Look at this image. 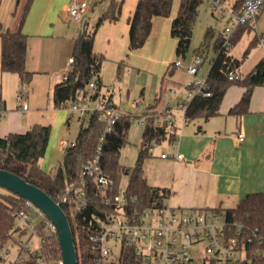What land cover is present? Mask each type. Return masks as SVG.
Returning a JSON list of instances; mask_svg holds the SVG:
<instances>
[{"label": "trees", "instance_id": "16d2710c", "mask_svg": "<svg viewBox=\"0 0 264 264\" xmlns=\"http://www.w3.org/2000/svg\"><path fill=\"white\" fill-rule=\"evenodd\" d=\"M174 0H139L136 9L129 20V49L137 51L147 42L153 25V18L157 16L168 17L171 14ZM245 0H238L235 10L239 12ZM202 0H181L176 18L171 25V36L177 42L176 54L185 58L190 50L194 34V26L199 15ZM121 14V1L113 0L111 7L99 17L91 29L83 28L78 33L74 42V57L70 70L64 75L63 80L53 87V105L55 108L68 107L69 103L97 98L103 87L101 71L106 61L102 55L94 52V36L97 29L105 22H116ZM250 25L237 27L230 37V46H224L225 36H220L215 43L217 57L210 69L207 80L210 85L211 96L196 97L185 110L186 121L199 117L209 119L215 116L227 90L233 85L245 88L240 102L232 108L231 113H243L250 102L255 87L264 84V58L255 66L253 72L239 80H231L230 75L235 73L242 63L230 55V49L237 43L244 30ZM212 29H208L203 47H206L212 37ZM0 37L2 43L1 68L3 72L14 73L20 77L22 85L29 84L34 73L27 69L28 37L21 29L12 32L4 30L0 24ZM259 42L255 38L245 52L248 55L250 48ZM197 50L196 54H202ZM173 65V64H172ZM95 80L99 89L95 94L88 92L89 83ZM104 96V95H103ZM109 104L115 106L112 97ZM5 109V100L1 94L0 86V112ZM165 113L157 106L149 109L145 114V144L139 151L136 165L128 168L120 162V150L125 145L130 128V116L121 117L112 132L106 135L103 141L102 167L104 172L114 181L111 194L119 193L122 175L130 177L126 192L135 199L127 207L132 210L142 211L146 208L164 206L170 198L171 191L167 188L151 186L147 183L144 173V162L151 155L148 146L154 142L162 143L166 140L176 141L175 126L158 124L160 117ZM105 130L97 114H91L87 125L82 126L78 132L76 146L70 147L64 154L60 168L55 174H47L41 167L45 157L48 143L52 133L51 125H34L23 134H10L0 138V169L13 173L23 178L28 183L40 188L53 200L60 202L59 197L68 195L75 205L77 190L87 194V206L78 214L71 212L70 203H61V207L68 216L74 234L75 245L78 253L79 264H139L132 247H125L118 261L105 259L92 250L90 243L91 231L87 226L93 214L108 209L101 202L98 187L89 180L81 184L79 175L84 164L97 155V148L101 143L100 137ZM5 189V188H4ZM72 190V191H70ZM25 199L7 189L0 192V264L3 250L21 238L25 231L17 234V213L22 210ZM222 212L229 221H238L242 231L248 235H257V239L248 243L251 264H264V193L248 195L235 209H214ZM42 214V213H41ZM43 215V214H42ZM44 216V215H43ZM45 218V224L35 226L39 236L43 237L44 245L41 253L46 257L47 264H59L62 261V251L56 233L52 230L50 222ZM47 229L48 231H44ZM262 239L259 243L258 239ZM15 264V263H12ZM35 264L30 258L24 263Z\"/></svg>", "mask_w": 264, "mask_h": 264}, {"label": "crops", "instance_id": "0c3cea01", "mask_svg": "<svg viewBox=\"0 0 264 264\" xmlns=\"http://www.w3.org/2000/svg\"><path fill=\"white\" fill-rule=\"evenodd\" d=\"M117 1H121L120 17L116 22L105 21L97 29L94 36V52L102 55L114 66H118L119 71L122 68H130L140 73L161 76L164 89L179 85L183 88L185 97L187 84L176 82L174 73L181 69L188 74L189 80L193 77L184 68L172 65L175 58L179 57L176 54L178 41L171 36V25L178 14L181 0L173 1L170 16L153 18L152 32L146 44L137 51L129 49V20L139 0ZM237 1L224 0L228 13L225 12L224 16L229 25L234 23L235 15L238 13L235 10ZM72 2H86L89 5L80 23L72 21L69 17V5ZM112 2L113 0H0V24L4 30L16 32L21 29L27 35V69L39 74L47 70L53 71L57 67L53 62L43 65L37 59L39 53L47 52L45 47L49 43L57 42L63 35L69 38L68 30L77 27L75 42L80 30L91 29L99 17L111 7ZM208 29L213 31L211 27ZM246 31L252 34L250 43L255 38L259 39V42L251 54V58L254 59L249 65V67L252 65L251 68L245 69L244 66H240L235 72L241 77L251 74L258 62L264 58V8L255 25H250L244 30ZM202 47L198 48L202 50L201 55L204 58L198 73L199 78L204 64L208 63L209 59L208 77L217 57L215 45V53L211 59L208 54L209 43L203 49ZM1 55L0 37L1 94L3 98L4 95L7 98L17 94L18 101V96L22 94L28 109L23 110L19 102L18 109L7 111L5 101V109L2 110L0 117V138L14 133H26L34 125H51L45 120V114L50 113V108L45 111L30 109L29 96L23 92L20 77L2 71ZM196 55L198 54L195 53L194 56ZM230 55L239 60L231 52ZM71 58L73 57L68 58V65ZM193 58L187 64L182 63L188 66ZM59 76L53 75L51 81L58 83L61 81ZM244 92L245 88L242 86H231L224 95L218 113L209 119L199 117L186 121L184 113L177 120L173 117L176 141L171 143L166 140L158 143L159 145L150 151L151 155L144 162L145 178L151 186L170 189L171 195L167 203L171 206L183 210L235 209L248 195L264 193V84L254 88L249 105L243 113L239 115L231 113ZM103 95L112 97L114 103L110 89ZM50 100L53 101L52 98ZM116 107L119 108L117 105ZM151 108L153 106L148 107L144 114ZM89 117L80 116L79 120L82 121L80 128L83 126V120L87 118L88 121ZM69 124L70 117L67 119V125ZM239 134H243V141H239ZM156 149L158 151L155 152ZM169 152L182 154L184 159L177 161L161 157L163 153Z\"/></svg>", "mask_w": 264, "mask_h": 264}, {"label": "built area", "instance_id": "2783aa9c", "mask_svg": "<svg viewBox=\"0 0 264 264\" xmlns=\"http://www.w3.org/2000/svg\"><path fill=\"white\" fill-rule=\"evenodd\" d=\"M214 13H225L224 0H208ZM89 8L86 2H72L69 5V17L72 21L80 23ZM264 8V0H245L239 12L235 15L234 23L225 29L224 46H230V37L237 27L245 25H255ZM73 58L69 60L72 65ZM204 63L203 55L194 56L193 61L185 66L181 60L174 62L175 67L184 68L193 79L187 83L185 97L179 108L185 111L196 97H210L211 90L207 78H199L200 67ZM71 68V67H70ZM70 70V69H69ZM63 80L64 76H59ZM241 76L237 73L230 75L231 80H239ZM99 85L95 80L89 83L88 92L95 94ZM172 91V89H171ZM23 110L28 109L24 96H18ZM141 101L133 103V107L138 109ZM71 111L81 115L97 114L105 130L100 137L101 143L97 148V155L87 161L81 169L79 178L82 185L89 180L98 187L101 202L106 208L98 214H93L88 223V230L91 231V248L105 259L118 261L121 252L125 247H132L139 264H251L249 257L248 243L257 239V235H246L242 231V225L238 221H229L222 212L214 210H183L166 204L160 207L146 208L142 211H127V207L135 201L126 191L111 194L114 181L104 172L102 167L103 141L107 134L113 131L115 125L121 117L129 116L120 111L116 106L109 104L106 96L99 95L95 99L71 103ZM165 117L158 119L159 125L166 122L172 126L173 119L170 118V108H167ZM2 111L0 112V117ZM145 125V119L141 120ZM239 141L244 140L243 134L238 135ZM61 150L65 153L70 147L76 146V140L59 142ZM159 144L154 142L148 146L152 151ZM174 147V144H172ZM162 158H172L177 161L184 159L179 153H163ZM72 191V190H70ZM75 205L68 195L60 196L61 203H70L73 214L81 213L87 206V194L83 190H77L75 195ZM61 206V205H60ZM36 208L34 204L25 200L24 207L17 213V224L15 228L27 232L30 227L28 219L29 213ZM51 225V224H50ZM52 230H53V226ZM54 231V230H53ZM24 232V233H25ZM38 240L36 242L35 236ZM259 243L262 239H258ZM19 252L13 263H24L30 258L35 260V264H47L46 257L41 253L44 239L39 236L36 228L32 227V235L27 241H16ZM10 250L4 249L1 258L3 264L8 260ZM12 264V263H11ZM62 264V261L59 262Z\"/></svg>", "mask_w": 264, "mask_h": 264}, {"label": "rangeland", "instance_id": "374dc122", "mask_svg": "<svg viewBox=\"0 0 264 264\" xmlns=\"http://www.w3.org/2000/svg\"><path fill=\"white\" fill-rule=\"evenodd\" d=\"M225 8L227 4L224 3ZM226 14H228L226 12ZM223 13H214L209 5L208 0H202L199 7V15L194 26V34L191 42L190 50L186 56V59L175 58L174 62L181 60L185 64L189 63L198 48L203 46L205 42V32L208 27L213 28L214 36L209 41V58L214 56V45L219 39L220 35H225V29L232 25L227 24V19ZM227 16V15H226ZM69 31V38L66 36H60L57 42L49 43L46 48V53H39L37 59L42 62L43 65L53 62L57 66L53 71L47 70V72H41L34 74L31 82L24 84L23 92L29 96V103L31 110H47L50 108V113L45 114V120L48 124L52 125V133L48 143L45 157L41 161V167L47 174H55L60 168L63 160V151L60 148V140L72 141L76 139L78 130L80 128V113H72L70 104L68 107L54 108L53 101L50 100L53 96V85L57 81H51L53 75L59 74L63 77L70 69V65L67 64L69 57H74V36L77 34V27ZM252 34L244 32L237 43L233 45L230 52L235 57L242 61L241 67L245 69L252 64L253 60L251 54L255 48H250V51L246 57L244 52L249 48ZM28 55V54H27ZM208 56V55H207ZM59 63V64H58ZM208 63L204 64L202 71L200 72L201 78H206L209 70ZM176 70V68H175ZM176 75L175 80L179 84H187L189 80L188 74L177 69L174 73ZM173 75V76H174ZM103 87L101 88V94H106L110 89L114 97L115 106H119L120 111L130 116V128L126 138L125 145L120 150V162L122 165L128 168H133L136 165L139 150L145 144L144 132L145 125H141V120L144 119L145 112L148 107L157 106L159 110L166 111L170 108V117L177 120L184 111L179 108V104L184 100V90L181 86L165 87L162 83V77H156L150 73H140L138 70H132L130 68H122L118 70V66H114L108 60L103 63L101 71ZM4 95V94H3ZM8 98V99H7ZM4 99L6 101L7 111L11 109H18L19 101L17 100V94L15 96L10 95ZM137 100L141 101L139 109L133 107V103ZM141 116V117H140ZM70 117V124L67 125V119ZM87 118L83 120V125H87ZM158 151L157 149L155 152ZM154 152V153H155ZM130 177L128 175H122L120 180V195H123L129 185ZM5 189L0 187V192H4ZM28 219L30 221V227L27 232L21 237L22 240L27 239L32 235V227L45 224V218L41 214L40 210L34 208L30 211ZM44 231H48L44 229ZM19 240V238H18ZM37 242V234L35 236ZM10 255L8 260L4 264H11L14 262L15 257L19 252L17 242H13L9 245Z\"/></svg>", "mask_w": 264, "mask_h": 264}, {"label": "water", "instance_id": "95a60500", "mask_svg": "<svg viewBox=\"0 0 264 264\" xmlns=\"http://www.w3.org/2000/svg\"><path fill=\"white\" fill-rule=\"evenodd\" d=\"M0 187L34 204L48 219L56 233L62 251V264H79L74 234L68 216L62 207L40 188L23 178L0 169Z\"/></svg>", "mask_w": 264, "mask_h": 264}]
</instances>
